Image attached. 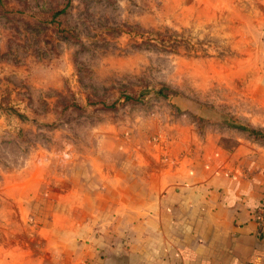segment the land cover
<instances>
[{"label": "rangeland", "instance_id": "1", "mask_svg": "<svg viewBox=\"0 0 264 264\" xmlns=\"http://www.w3.org/2000/svg\"><path fill=\"white\" fill-rule=\"evenodd\" d=\"M263 109L264 0H0V224L33 193V230L91 211V167L127 149L231 150Z\"/></svg>", "mask_w": 264, "mask_h": 264}, {"label": "crops", "instance_id": "2", "mask_svg": "<svg viewBox=\"0 0 264 264\" xmlns=\"http://www.w3.org/2000/svg\"><path fill=\"white\" fill-rule=\"evenodd\" d=\"M248 123L264 129V109ZM243 133L186 165L127 149L118 164L91 167V211L55 210L50 227H26L47 214L33 193L32 205L4 213L24 225L0 224V264H264V141Z\"/></svg>", "mask_w": 264, "mask_h": 264}, {"label": "built area", "instance_id": "3", "mask_svg": "<svg viewBox=\"0 0 264 264\" xmlns=\"http://www.w3.org/2000/svg\"><path fill=\"white\" fill-rule=\"evenodd\" d=\"M263 212H264V199L262 201V206L257 209L256 220L258 222H263L264 221V215L262 214Z\"/></svg>", "mask_w": 264, "mask_h": 264}, {"label": "trees", "instance_id": "4", "mask_svg": "<svg viewBox=\"0 0 264 264\" xmlns=\"http://www.w3.org/2000/svg\"><path fill=\"white\" fill-rule=\"evenodd\" d=\"M248 133L251 136H253L254 138L264 141V133L263 132L254 131V130H248Z\"/></svg>", "mask_w": 264, "mask_h": 264}]
</instances>
